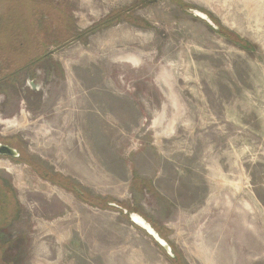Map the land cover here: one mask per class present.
<instances>
[{
  "label": "rangeland",
  "instance_id": "1",
  "mask_svg": "<svg viewBox=\"0 0 264 264\" xmlns=\"http://www.w3.org/2000/svg\"><path fill=\"white\" fill-rule=\"evenodd\" d=\"M0 134L5 264H264V0H0Z\"/></svg>",
  "mask_w": 264,
  "mask_h": 264
},
{
  "label": "flooded vegetation",
  "instance_id": "2",
  "mask_svg": "<svg viewBox=\"0 0 264 264\" xmlns=\"http://www.w3.org/2000/svg\"><path fill=\"white\" fill-rule=\"evenodd\" d=\"M22 143H23V139L18 135H16V137L15 136L2 137V138L0 137V164L3 163L5 166H7V168H4L2 166L1 169L2 170L5 169L6 172L10 171L15 176L11 181L8 180L6 177L2 178L0 176V183L1 184L5 183L6 185L10 184L7 190L12 192V189H15L13 185L15 184L19 185L18 183L20 182L18 181L21 180V178L25 177V176L22 177L21 169L27 168L28 169L27 172L33 175L29 177L26 176L27 178L32 179L34 177V174H36L47 184L52 182V183H58L59 185H64L62 183L66 181L65 178L66 176L63 175L61 171H58L57 169H53L50 166V164L48 163L46 164L44 162L47 160L48 157H51L50 155L53 156V152L49 151L51 145L48 146L46 145V147H44L45 150H42L43 152L42 154H48L44 157L41 154H38L39 152H37V150L36 151L32 150L31 152L26 153V149L22 146ZM2 146L6 148H3ZM54 192L57 193L56 189ZM10 195L13 197L15 195V199L18 200L16 193L12 192V194ZM0 202H2V200H0ZM13 213L14 214L9 215V212H5L3 208L0 206V264H2L1 262H3L4 264L6 262L3 260L2 257L3 254L5 255L6 252L5 249L7 243L11 240H15V239L17 240L19 238V236H17L16 234L12 235L11 234L12 231L9 232V230L10 228L12 229V227L15 226L18 228L19 224L22 223L20 219H21V214H23V210L19 209L16 212L13 211ZM30 221L34 222L37 221V219L34 218L33 220L30 218ZM39 221L40 222L38 223V225L40 230H47V233L41 236L42 237L47 236L48 238L49 236L53 237L54 235L52 234V230L55 225L54 222L50 221L49 223H43L44 221L42 220ZM64 225H62V227H64Z\"/></svg>",
  "mask_w": 264,
  "mask_h": 264
},
{
  "label": "water",
  "instance_id": "3",
  "mask_svg": "<svg viewBox=\"0 0 264 264\" xmlns=\"http://www.w3.org/2000/svg\"><path fill=\"white\" fill-rule=\"evenodd\" d=\"M195 17H198L199 19L203 20L204 22H207L209 23L212 27H214L217 31H219L220 33H222V31L218 28V26L205 14L197 11V10H194V9H191L190 11ZM3 148H6L4 146H2ZM1 147V148H2ZM4 152V151H3ZM129 218L131 219V221L137 225V226H140L142 227L147 233L150 234V236L152 238H154V240L161 246L163 247V249L169 253L171 255V248L165 243L164 240H162L158 234L156 232H154V230H152L149 225L142 219L140 218L139 216L137 217L136 215L134 214H129Z\"/></svg>",
  "mask_w": 264,
  "mask_h": 264
},
{
  "label": "bare ground",
  "instance_id": "4",
  "mask_svg": "<svg viewBox=\"0 0 264 264\" xmlns=\"http://www.w3.org/2000/svg\"><path fill=\"white\" fill-rule=\"evenodd\" d=\"M17 127V126H16Z\"/></svg>",
  "mask_w": 264,
  "mask_h": 264
}]
</instances>
